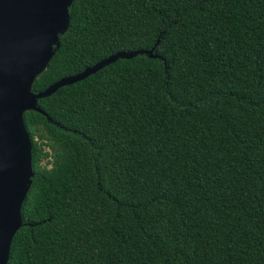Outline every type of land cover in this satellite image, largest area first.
<instances>
[{"label": "trees", "instance_id": "1", "mask_svg": "<svg viewBox=\"0 0 264 264\" xmlns=\"http://www.w3.org/2000/svg\"><path fill=\"white\" fill-rule=\"evenodd\" d=\"M59 40L34 93L156 57L24 112L7 264H264V0H73Z\"/></svg>", "mask_w": 264, "mask_h": 264}, {"label": "water", "instance_id": "2", "mask_svg": "<svg viewBox=\"0 0 264 264\" xmlns=\"http://www.w3.org/2000/svg\"><path fill=\"white\" fill-rule=\"evenodd\" d=\"M72 1L0 0V264H7L13 236L22 224L21 206L32 182L31 140L24 112L45 114L37 107L38 98L80 81L118 58L144 53L156 57L153 49L120 51L34 93L33 81L47 67L60 46L59 37L68 29Z\"/></svg>", "mask_w": 264, "mask_h": 264}, {"label": "rangeland", "instance_id": "3", "mask_svg": "<svg viewBox=\"0 0 264 264\" xmlns=\"http://www.w3.org/2000/svg\"><path fill=\"white\" fill-rule=\"evenodd\" d=\"M43 163H45V161H43Z\"/></svg>", "mask_w": 264, "mask_h": 264}]
</instances>
